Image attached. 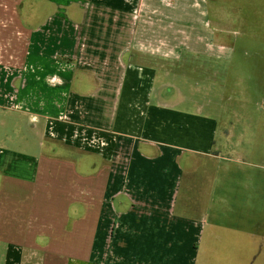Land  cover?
Segmentation results:
<instances>
[{
    "label": "crops",
    "instance_id": "obj_1",
    "mask_svg": "<svg viewBox=\"0 0 264 264\" xmlns=\"http://www.w3.org/2000/svg\"><path fill=\"white\" fill-rule=\"evenodd\" d=\"M210 18L208 0H0V264L263 259L264 203L225 204L228 131L167 91L232 59Z\"/></svg>",
    "mask_w": 264,
    "mask_h": 264
},
{
    "label": "rangeland",
    "instance_id": "obj_2",
    "mask_svg": "<svg viewBox=\"0 0 264 264\" xmlns=\"http://www.w3.org/2000/svg\"><path fill=\"white\" fill-rule=\"evenodd\" d=\"M208 2L212 25L220 23L234 47L232 59L217 64L220 74L170 75L167 91L183 95L188 108H202L228 131L234 151L227 156L225 204L231 215L249 218L252 205L258 199L264 203V0ZM250 264H264V257Z\"/></svg>",
    "mask_w": 264,
    "mask_h": 264
}]
</instances>
